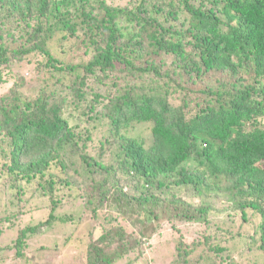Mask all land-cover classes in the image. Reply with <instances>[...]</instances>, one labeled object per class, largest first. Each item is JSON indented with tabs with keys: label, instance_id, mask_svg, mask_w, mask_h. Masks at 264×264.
Instances as JSON below:
<instances>
[{
	"label": "trees",
	"instance_id": "1",
	"mask_svg": "<svg viewBox=\"0 0 264 264\" xmlns=\"http://www.w3.org/2000/svg\"><path fill=\"white\" fill-rule=\"evenodd\" d=\"M180 1L189 25L173 33L177 13L158 18L157 0H0V205L14 225L20 203L47 202L0 250L27 262V238L73 219L56 211L80 197L85 211L121 209L96 229L86 264H131L149 232L179 223L193 239L180 236L173 264H235L244 225L246 249L264 251V0ZM145 124L148 142L130 133ZM213 191L228 199L219 211Z\"/></svg>",
	"mask_w": 264,
	"mask_h": 264
},
{
	"label": "rangeland",
	"instance_id": "2",
	"mask_svg": "<svg viewBox=\"0 0 264 264\" xmlns=\"http://www.w3.org/2000/svg\"><path fill=\"white\" fill-rule=\"evenodd\" d=\"M114 1L121 3L124 2V0ZM168 1L169 0H157L158 4L161 6V9H163V11H166L164 13H161L160 15H157V17L162 19L165 13H177L176 18L171 17L166 20V25L173 26L172 32L175 29L174 25H180L182 27L188 26L190 13L186 9H184L183 3L180 0H171V4H169ZM190 1L195 6H200L203 8L213 5L211 0ZM220 6H222V3L216 4L214 9L216 10L217 15L224 21H226V16L218 10ZM186 40L187 42L184 45L185 50L190 53L189 56L192 59L198 58V55L193 49L192 43L189 42L192 41V38L190 36H187ZM53 44L59 45L58 39H55ZM53 44L51 45L52 49H54L55 47ZM55 54L59 56L57 52H55ZM172 57L174 58V56L171 55V59ZM21 73H23L25 75V78L27 79L31 77L32 71L29 70L28 64L22 65ZM219 76L223 80H226V75L223 72H218L215 78H219ZM8 79L11 78L9 77ZM9 87L10 83L0 84V95L6 92ZM24 92L25 94H29V91H26V89ZM174 97H177V99L180 98L179 95H176ZM205 101H207V99ZM219 102H222L221 96H219V98L217 96H212L209 97V101L207 102V104L218 105ZM130 133L131 135L142 134V137L146 138L147 142L149 141L148 135H150V133L148 128H146V124L145 126H135L134 130H132ZM210 177L217 180H222L224 178L223 176L216 178L215 175H210ZM202 198L203 197L200 198V196L196 193V195L193 196L190 200L194 206H197ZM208 199L214 203V206L218 211L219 208L226 207L225 205L228 203V199L219 192H211ZM17 200L18 197L15 198L16 202ZM83 200L84 198L76 197L72 199L69 204L61 207L56 211L59 215L68 216L69 214H71L72 216H74L73 219H71L69 222H55L52 227L46 229L41 233L39 232L36 234H32L27 238V244L25 247V257L28 258L27 262L23 261L22 259L17 260L16 258H14L13 250L2 249L0 250V256L2 258V262H0V264H86L87 246L89 242L93 238H95V235L97 234L96 229L101 228L100 226L106 221L108 217L119 216L121 209L113 203L104 201L101 206L96 209V212H89L84 210ZM45 204H47L45 200L35 198L30 199L24 205H21L20 203L19 206H17L18 211L15 212V219L11 220L15 221L14 225H11L10 221L5 220L10 207L4 209L5 205L1 202L0 248L4 247L6 244L11 243L16 238L17 230L23 227L24 224L41 219L42 213H44L42 207H44ZM212 218L215 223L219 222L223 226L230 223L229 217L224 213L213 214ZM121 222L125 227L128 228V226L126 225V219H124V222ZM151 224L156 225V222L152 220ZM177 225L178 228L176 225H160V227H158L156 231H148L149 233L143 243L145 256L138 260H135L131 264H173L172 260H175L176 253L178 251L177 242L180 240V236H182L181 238L183 241L189 242L192 241L194 232L193 230H191L192 225H189V227L188 225L182 223H179ZM246 228H248V226L244 225L240 229L241 231L239 233L245 235L243 236V241L239 242L238 245L241 249L242 254L241 256H235L234 262L235 264H264V251L260 250V248L258 247L260 241L255 244L257 248L251 247V249L253 250L246 249V245L251 242L250 237H252L253 234L252 228H249V230H245ZM128 231L130 232V228L128 229ZM257 237L259 236L257 235ZM134 256L135 255H132L129 258L131 259ZM250 257H252L255 262H248L247 260ZM129 258L125 256L123 258L117 259L113 264H126ZM193 261L197 262V259L194 258ZM191 263L192 261L190 262V264ZM204 263L207 264L206 261L201 264ZM217 264L227 263L218 262Z\"/></svg>",
	"mask_w": 264,
	"mask_h": 264
}]
</instances>
